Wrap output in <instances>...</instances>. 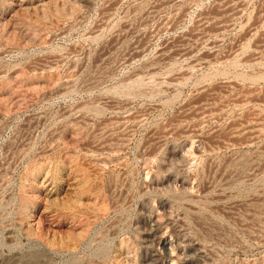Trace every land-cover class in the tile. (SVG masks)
Instances as JSON below:
<instances>
[{"label":"rangeland","instance_id":"rangeland-1","mask_svg":"<svg viewBox=\"0 0 264 264\" xmlns=\"http://www.w3.org/2000/svg\"><path fill=\"white\" fill-rule=\"evenodd\" d=\"M0 264H264V0H0Z\"/></svg>","mask_w":264,"mask_h":264}]
</instances>
